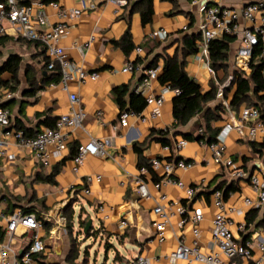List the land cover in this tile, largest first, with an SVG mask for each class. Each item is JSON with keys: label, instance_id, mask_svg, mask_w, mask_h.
Returning a JSON list of instances; mask_svg holds the SVG:
<instances>
[{"label": "crops", "instance_id": "1", "mask_svg": "<svg viewBox=\"0 0 264 264\" xmlns=\"http://www.w3.org/2000/svg\"><path fill=\"white\" fill-rule=\"evenodd\" d=\"M34 1L37 0H20L23 4ZM138 1L141 0H127V4L118 11L113 4L105 0H96L94 9L90 7L91 0L58 1L60 8L82 10L78 18L70 21V30L61 37L59 44L70 59L89 71L99 73L96 81L73 83L67 91L61 85L52 86L53 82H47L35 95L26 94L29 88L28 79L33 76V73H27L29 65L34 72H38L34 76L38 80L41 77V83L53 74L45 66L48 55L43 49V44L18 36L11 26H8L6 34L0 37V67L11 55L16 54L22 58L20 85L16 91L10 88L12 74L8 71L0 73V80L3 81L0 84V105L5 104L11 111L13 127H16L18 121L28 129L29 135L44 130L69 112L72 106L71 94L77 95L78 107L83 108L86 113L81 126L72 130L68 145L62 153L55 154L54 148L49 147V157L42 160L34 150L11 142L7 153L13 157L7 156L0 160V208L8 213L19 208H32L38 219L43 220L40 236L47 247L43 253L47 264H77L71 258V254H76L72 252V239H78L79 234H83L81 221L88 222L90 219L93 220L96 236H100L102 241L106 240L107 249L114 247L111 243L114 240L127 250L128 255H125L116 248L115 256L119 253L124 258L123 261L130 263L138 255H144L150 258L151 264H169L156 258L176 249L181 240L190 243L193 239L192 224L180 226L182 217L177 213V209L182 205L204 213V220L199 227L202 234L201 244L208 249L212 221L218 212L213 198L216 189L224 190L227 206L237 209V212L231 214L236 236L253 238L255 251L258 240H264V225H259L264 220V205L251 208L245 203L246 197L254 199L257 196L249 178H237L231 168L216 164L209 148L197 140L188 139L187 145L176 153L174 150H167V145L155 139L154 130L170 129L171 145L168 146H173L180 138H185V134H195L203 124L201 116L198 115L187 125L173 128V100L176 96L174 92L165 94L159 118L150 119L151 107L146 105L141 112H136L142 114V117L131 115L117 131L113 130L112 125L118 122L121 112L129 107L127 103L126 108L121 110L115 100L114 89L128 86L130 93L142 79L141 71H121L127 61H132L143 69L152 68L151 63L163 68L165 57H172L176 53L181 56L185 37L196 34L199 35L198 51L186 57L185 69L201 85L203 92L210 90L212 83L218 85L219 90V86L237 70L234 66V55L240 44L239 36H235L236 40L231 44L227 71H214L210 67L209 58L203 56L200 59L202 14L194 0H153V19L146 25L142 23L140 9L133 10ZM210 1L212 4H222L235 9H241L250 2H264ZM45 12L50 25L60 21L59 9L52 4L45 5ZM241 24L245 25L243 19ZM129 25L134 47L130 53H126L116 42L123 37ZM162 31L166 32L165 37L159 34ZM137 48H141L142 52L138 54ZM244 72L250 74L251 70ZM44 76L46 79L42 80ZM162 85L159 78L154 80L149 92L159 94ZM234 92L235 86L226 98L228 102ZM220 102L221 99L217 98L209 105L214 107ZM261 105L264 107V101ZM245 106L248 105L243 103L238 110L230 108L222 119L215 122L220 128L217 138L220 136L224 139L226 156L235 162L237 168L249 175L264 177V135L258 134L252 139L247 129L238 131L227 128V124L239 117ZM99 111L103 112L104 124L97 117ZM106 137L111 138L107 154H89L83 163L77 166L75 157L80 147L93 139ZM136 145L142 148L141 154ZM153 157L167 160L182 158L191 162L192 166L188 170L179 171L176 175L186 184L198 188L195 197L189 201L185 190L173 184H166L157 190L154 182L162 179L163 173L160 169L150 172L148 177L153 197H140L134 183V175L138 172L141 162H149ZM58 165H61V171L56 176L57 183L53 184L46 180V176ZM89 175L101 176V180L88 183ZM229 187L231 189L226 196L225 192ZM161 193L168 195L166 208L171 209L173 216L166 241L150 242L156 233L153 221L158 216L154 213V207ZM71 202H74V208L80 210V213H75L68 224L65 212ZM100 206L103 211L99 209ZM241 216L243 220L238 219ZM122 220L128 222L126 227H121ZM241 222L247 223L246 232L237 231L236 227ZM4 226L5 223L0 226V242L4 240ZM63 226L67 230L65 233L61 231ZM53 229L58 230L55 237H52ZM20 233H23L22 230ZM75 234L77 237H74ZM24 245L21 237L15 247L21 251ZM78 253L80 254L79 251ZM112 264H115L114 259Z\"/></svg>", "mask_w": 264, "mask_h": 264}, {"label": "built area", "instance_id": "2", "mask_svg": "<svg viewBox=\"0 0 264 264\" xmlns=\"http://www.w3.org/2000/svg\"><path fill=\"white\" fill-rule=\"evenodd\" d=\"M90 7L96 8V0H91ZM113 4L117 11L127 4V0H105ZM199 5L202 14L201 32L202 41L200 42V59L205 56L209 58L210 43L214 39L224 36L240 37V44L234 55L235 69L241 71L251 70L250 63L255 49L259 46L262 51L259 58L264 59V2H250L241 9H235L222 4H212L210 0H194ZM55 8L59 9L58 16L60 21L50 25L45 12V5L42 0H37L29 4H23L20 0H0V37L7 32L8 26H11L18 36L29 41L43 44L46 54L50 58L48 69L54 70L59 66L61 79L59 82L51 83L52 86L61 85L64 90H68L73 83L84 84L88 80L96 81L99 73L89 71L83 65L73 61L68 57L64 48L59 44L61 37L70 30V21L78 18L82 10L79 8H60L58 2H51ZM245 21L242 26L241 20ZM164 37L166 32H159ZM155 35V34H154ZM137 53L142 49L137 48ZM161 66L152 68H141L132 61H127L122 72L130 73L141 71L142 79L135 88L137 93L145 97L146 105L151 107L149 118L157 119L161 116V108L165 102V94L174 92L180 93L178 89H173L169 84H163L159 94L149 92L151 84L159 78ZM231 76L225 83L219 86L218 98L230 111L229 102L224 98V91L232 82ZM72 106L66 114L60 116L54 127H47L36 135L26 134L24 129L12 126L11 111L0 105V160L12 155H8V147L13 144L27 147L35 151L36 155L44 160L50 155L49 147L54 148L55 154L62 153L68 145L72 130L81 126L86 116L83 108L78 107L79 98L76 94L70 95ZM131 115L142 117V114L131 110H124L119 116L118 122L112 125L113 130L117 131L122 123H125ZM97 117L104 124L103 112H97ZM145 120V118H143ZM228 129L242 131L248 130L249 137L255 139L258 134L264 135V118H262L260 109L255 105L245 106L240 116L227 124ZM198 134H203L200 129ZM188 143V139L180 138L173 146H166L167 150L179 152ZM199 143L207 146L211 151L213 161L219 166L231 168L237 178H249L252 189L256 193V198H245V203L251 208H259L264 205V177L259 175H249L242 169L237 168L235 162L226 156V145L220 136L216 141L208 143L201 139ZM111 145V138L93 139L87 145L80 147L75 157V162L81 165L89 154L106 155L107 147ZM192 166L191 162L185 159L167 160L160 157H153L149 160V165H141L138 172L134 175V183L140 197L151 199L153 197L149 188L150 172L162 170V179L154 182L157 190H160L166 184H173L185 190L186 197L190 201L198 191L196 186L186 184L176 174L179 171L188 170ZM93 180L100 181L101 176L87 177V182ZM88 191V190H87ZM1 194V188H0ZM214 204L218 208L213 221L209 248L206 249L201 244L200 223L204 220V213L200 210H190L187 206H180L177 213L182 217L180 226L186 223L192 224L193 239L190 243L181 240L176 249L158 256L156 260H165L169 264H264V240H258L256 251L253 238H239L234 231V221L231 214L237 212L234 207H228L224 190L216 189L213 194ZM169 201L166 193H161L154 207V213L158 216L153 221L155 235L150 242L164 243L168 236V227L171 222L173 212L166 208ZM99 209L103 211V207ZM4 226V240L0 242V264H45L42 258L47 250L46 245L41 239L40 231L43 228V220L38 219L33 212H27L24 208H19L12 213L5 212L0 208V226ZM128 222L122 220L121 227H126ZM240 233L247 231V223H238L236 227ZM22 230L23 233H20ZM62 232H67L63 226ZM58 230H52V237H55ZM25 242L21 251L15 247L19 238ZM245 262V263H244ZM131 264H151L150 258L144 255H138L131 261Z\"/></svg>", "mask_w": 264, "mask_h": 264}, {"label": "trees", "instance_id": "3", "mask_svg": "<svg viewBox=\"0 0 264 264\" xmlns=\"http://www.w3.org/2000/svg\"><path fill=\"white\" fill-rule=\"evenodd\" d=\"M44 3L49 4L51 2H58L59 0H42ZM136 8L140 9L142 23L144 25L151 23L154 15V6L153 0H141L134 4L133 10ZM199 35L192 34L187 35L184 40L183 52L179 56L177 53L174 56H166L162 71L159 75V81L161 84H169L173 89H178L180 91L174 97L173 100V117L175 120L173 128H179L180 126L187 125L194 117L201 116L203 124L200 126V129L203 130V134H198V130L195 134H185L184 137L189 140L205 139L208 143L214 142L217 140L220 128L215 125V122L222 119L227 113V108L223 102L218 103L216 106L211 107L209 104L215 101L218 98V85L212 83L211 89L207 92H203L201 85L189 75L185 69L186 57L194 54L198 51L197 40ZM236 40L233 36H224L222 38L214 39L210 43L209 51V61L210 67L214 71L223 69L227 71L229 67V58H230V47L231 44ZM38 43V42H37ZM121 48L126 52L130 53L134 47L133 38L130 30V25L123 37L116 42ZM41 45V43H39ZM45 51V48L43 46ZM262 51V47L259 46L255 49L253 54L252 61L250 63L251 73L246 74L244 71L235 70L233 73V79L229 86L225 88L224 98H228L231 90L235 86V92L232 95L229 101V107L231 109L238 110L239 107L246 103L247 105L257 106L261 113L262 118H264V107L261 105V102L264 101V59L259 58ZM46 52V51H45ZM50 58H46L45 66L48 68ZM140 60V59H139ZM138 60V61H139ZM22 58L19 55H11L7 61L0 67V73L3 71H8L12 74L10 88L13 91L18 89L20 85L19 73L21 69ZM156 64L151 63L150 67H154ZM156 67V66H155ZM32 66L27 67V73H33L32 77H29V88L26 90V94L35 95L38 91L44 87L47 82H59L61 79V72L59 66H56L54 70H51L53 74L48 80H45L46 77H41L38 80L34 76L38 72H34ZM33 71V72H32ZM3 81L0 80V84ZM10 84V83H9ZM115 100L120 106L121 110H124L129 105L127 110L141 112L146 107L145 97L137 93L135 90H132L129 93V87L124 86L114 89ZM5 107V104L3 105ZM56 123V121H55ZM54 124H51L49 127H54ZM16 128L24 129L26 134H28V129L21 125L17 121ZM170 129L166 130H154L153 133L156 135L157 140L161 141L164 145H171L169 134ZM37 134V133H36ZM35 134V135H36ZM29 135V134H28ZM32 136V135H31ZM254 146H256L254 144ZM136 148L139 150V154L142 152V148L136 145ZM149 165V162L143 161L139 164ZM61 171V165L55 166L53 172L46 176V180L56 184V176ZM233 187V186H231ZM231 188H227L225 195H228V191ZM74 203V202H73ZM25 210L27 212H32L33 209L29 208ZM68 224L75 215V210L73 205L66 208ZM83 228L87 225V221H81ZM264 225V220L259 223V225ZM72 252L79 254L77 249V239H72ZM71 254L73 260L78 258V255ZM42 258H45L42 255ZM123 257L117 253L114 258V263L118 264L123 261ZM45 264L46 261H45Z\"/></svg>", "mask_w": 264, "mask_h": 264}, {"label": "rangeland", "instance_id": "4", "mask_svg": "<svg viewBox=\"0 0 264 264\" xmlns=\"http://www.w3.org/2000/svg\"><path fill=\"white\" fill-rule=\"evenodd\" d=\"M75 211L76 215L80 213V210H76V208ZM238 219L243 220V217H238ZM74 237H77V235L75 234ZM78 237L77 249L80 254H76L78 258L74 260L77 264H112L116 248L120 249L125 255H128L127 250L123 249L117 241H111L115 248L107 249L106 240L102 241L101 237L95 236L94 233L89 237H86L84 233L79 234ZM128 250H130V247H128Z\"/></svg>", "mask_w": 264, "mask_h": 264}, {"label": "water", "instance_id": "5", "mask_svg": "<svg viewBox=\"0 0 264 264\" xmlns=\"http://www.w3.org/2000/svg\"><path fill=\"white\" fill-rule=\"evenodd\" d=\"M73 205V209L75 210L74 208V203L71 202L70 204H68L67 207H71ZM76 213V211H75ZM94 226H93V220L90 219L88 222H87V225L85 226V228L83 229V233L86 237H89L91 235H94L96 236V232L94 231ZM118 264H131V262L129 263L128 261H122L121 263H118Z\"/></svg>", "mask_w": 264, "mask_h": 264}]
</instances>
